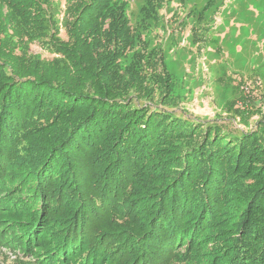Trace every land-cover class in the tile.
I'll return each instance as SVG.
<instances>
[{
    "label": "trees",
    "instance_id": "trees-1",
    "mask_svg": "<svg viewBox=\"0 0 264 264\" xmlns=\"http://www.w3.org/2000/svg\"><path fill=\"white\" fill-rule=\"evenodd\" d=\"M55 1L0 0V244L40 264H264V122L177 107L145 38L167 0L136 23L129 0H68L66 38ZM42 30L55 56L21 57Z\"/></svg>",
    "mask_w": 264,
    "mask_h": 264
},
{
    "label": "rangeland",
    "instance_id": "rangeland-1",
    "mask_svg": "<svg viewBox=\"0 0 264 264\" xmlns=\"http://www.w3.org/2000/svg\"><path fill=\"white\" fill-rule=\"evenodd\" d=\"M144 4L145 0H129L128 12L135 23L144 16ZM54 5L53 17L66 38L65 28L71 23L68 0H56ZM51 31L24 39L18 49L21 57L36 63L41 57L51 60L55 55L46 47L53 41ZM145 38L149 48L163 52L174 82L170 96L184 114L236 130L260 128L264 122V0H167L160 20H150ZM70 75L76 84L77 72ZM37 136L33 140L42 139ZM13 178L16 182L17 175ZM9 191L11 196L23 195L14 187ZM36 261L34 253L26 255L0 244V264H40Z\"/></svg>",
    "mask_w": 264,
    "mask_h": 264
}]
</instances>
